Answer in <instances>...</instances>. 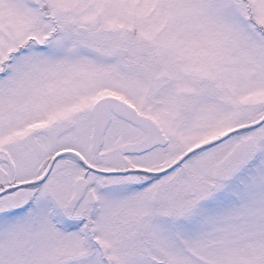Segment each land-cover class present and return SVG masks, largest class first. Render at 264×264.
I'll use <instances>...</instances> for the list:
<instances>
[{"label":"snow or ice","instance_id":"snow-or-ice-1","mask_svg":"<svg viewBox=\"0 0 264 264\" xmlns=\"http://www.w3.org/2000/svg\"><path fill=\"white\" fill-rule=\"evenodd\" d=\"M0 264H264V0H0Z\"/></svg>","mask_w":264,"mask_h":264}]
</instances>
